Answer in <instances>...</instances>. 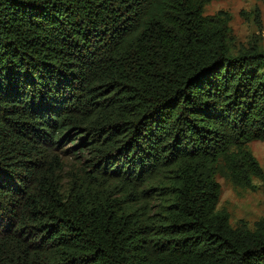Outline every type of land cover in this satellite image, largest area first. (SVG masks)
I'll return each mask as SVG.
<instances>
[{"label": "trees", "instance_id": "obj_1", "mask_svg": "<svg viewBox=\"0 0 264 264\" xmlns=\"http://www.w3.org/2000/svg\"><path fill=\"white\" fill-rule=\"evenodd\" d=\"M212 1L0 0V264H264L216 181L264 178V50Z\"/></svg>", "mask_w": 264, "mask_h": 264}, {"label": "rangeland", "instance_id": "obj_2", "mask_svg": "<svg viewBox=\"0 0 264 264\" xmlns=\"http://www.w3.org/2000/svg\"><path fill=\"white\" fill-rule=\"evenodd\" d=\"M218 12L230 15L229 27L235 50L257 45L264 50V0H216L204 6L203 14ZM247 150L256 159L264 175V141H254ZM220 185L218 210H225L233 228L253 229L264 222V178H252L250 187H236L222 176H216Z\"/></svg>", "mask_w": 264, "mask_h": 264}]
</instances>
